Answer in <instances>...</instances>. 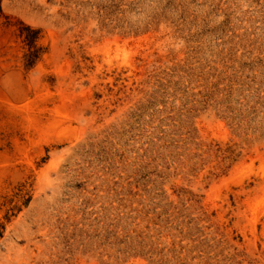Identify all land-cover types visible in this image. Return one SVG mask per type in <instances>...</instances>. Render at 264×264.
<instances>
[{
	"label": "rangeland",
	"instance_id": "rangeland-1",
	"mask_svg": "<svg viewBox=\"0 0 264 264\" xmlns=\"http://www.w3.org/2000/svg\"><path fill=\"white\" fill-rule=\"evenodd\" d=\"M0 264H264V0H0Z\"/></svg>",
	"mask_w": 264,
	"mask_h": 264
}]
</instances>
